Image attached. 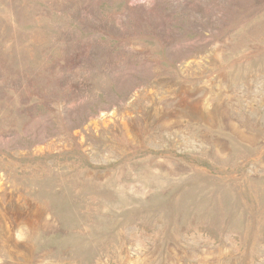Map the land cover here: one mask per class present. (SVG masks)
Here are the masks:
<instances>
[{
    "label": "rangeland",
    "instance_id": "obj_1",
    "mask_svg": "<svg viewBox=\"0 0 264 264\" xmlns=\"http://www.w3.org/2000/svg\"><path fill=\"white\" fill-rule=\"evenodd\" d=\"M0 264H264V0H0Z\"/></svg>",
    "mask_w": 264,
    "mask_h": 264
},
{
    "label": "trees",
    "instance_id": "obj_2",
    "mask_svg": "<svg viewBox=\"0 0 264 264\" xmlns=\"http://www.w3.org/2000/svg\"><path fill=\"white\" fill-rule=\"evenodd\" d=\"M23 148V147H22ZM30 150H31V147H30ZM22 151H24L25 152V150H24V148L23 149H15L14 150V152H22ZM26 152H29V151H26ZM13 207L16 209V208H20V207H17V206H14L13 205ZM14 209V210H15ZM16 211V210H15ZM17 212V211H16ZM14 220H12V219H9L7 222H9V223H12ZM25 228H27L28 230H30V227H29V225L28 224H26L25 225Z\"/></svg>",
    "mask_w": 264,
    "mask_h": 264
}]
</instances>
